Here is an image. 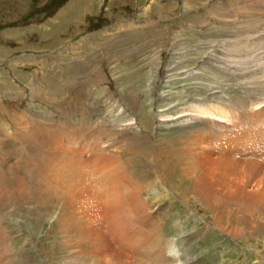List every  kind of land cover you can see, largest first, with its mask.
Returning <instances> with one entry per match:
<instances>
[{"label":"rangeland","instance_id":"374dc122","mask_svg":"<svg viewBox=\"0 0 264 264\" xmlns=\"http://www.w3.org/2000/svg\"><path fill=\"white\" fill-rule=\"evenodd\" d=\"M48 1L0 0V102L8 113L15 102L25 101L35 107L31 117L51 109L56 121L65 120L72 140L107 141L116 161L107 164L112 161L99 148L82 167L55 153L54 141L37 134L35 140L48 142L43 152L49 153V160L47 154L41 157L31 134L25 135V127L21 134L17 120L0 105V116L15 124L30 147L32 166L43 158L45 166H56L47 171L51 183L39 184L36 173L31 179L44 190L55 187L58 196V203L47 200L45 218L39 220L41 202L30 194L21 197L19 188L1 189L0 264H75L74 254L60 251V244L69 243L78 225L86 223L90 229L91 213H96L95 225L101 223L106 192L109 213L112 204L121 207L125 199L126 210L132 207L140 216L149 207V197L160 196L164 207L169 206L159 209L171 212L169 218L160 215L153 220L164 240L168 235L177 240L180 258L172 262L168 256V263L264 264V158L249 155L264 148V133L258 130L264 121L256 122L253 139L206 121L236 123L240 116H264V59L256 62V54L264 56V0ZM236 14L244 17L234 18ZM249 29L263 32L262 40L249 45ZM135 121L136 128L128 125ZM0 138L1 146L9 135ZM3 152L11 151L1 152L3 164H20L16 157L4 158ZM184 153L186 161L175 160ZM191 161H198L200 169L189 166ZM173 167L177 176L182 174L180 167H189L195 176L198 171L208 173L215 207L228 206L222 221L217 210L190 194L192 182L181 184L172 178ZM160 169L172 170L165 174ZM61 170L78 172L79 178L71 185L62 183L58 176L66 175ZM99 172L111 181L109 191ZM66 215L70 219L65 222ZM59 221L70 226L63 235L56 232ZM230 228L251 229L256 239L236 237ZM12 235L19 260L13 258ZM7 256L11 260L4 262Z\"/></svg>","mask_w":264,"mask_h":264},{"label":"bare ground","instance_id":"6f19581e","mask_svg":"<svg viewBox=\"0 0 264 264\" xmlns=\"http://www.w3.org/2000/svg\"><path fill=\"white\" fill-rule=\"evenodd\" d=\"M200 115L201 114H199L200 118L207 117V115H205V114H202V116H200ZM203 120H204V118H203ZM214 120L206 118V121L212 122L213 125L216 126V124H217L218 127L219 126H220V128L223 127L221 131H225L227 133H234V131H238V129L241 127L240 126L241 121H245L247 123V119L245 117L243 118L242 116H240V121L236 122V123H232V122L231 123H229V122L225 123L226 120H224L222 123L220 122V120H218V122H220V123H217ZM227 121H229V120H227ZM223 124H227V125H223ZM217 126H216V129H217ZM1 133H0V135H1ZM36 141L40 143V147H43V145H41L42 142H40L39 139H36ZM45 142H46V145H44V147H43L44 152H46L45 148L48 144L47 141H45ZM32 143L35 145V143L33 141H32ZM35 146L39 147L38 144H36ZM99 147L101 150H103L102 148H104V146H102V148H101V146H99ZM252 149H254V148L252 147ZM93 150L95 151V148L92 149V153L94 155ZM186 150H188V149H186ZM29 151L26 150L25 152H22V153L18 150H16L15 152L14 151L5 152V153L3 152L5 154L3 156L4 158L5 157H7V158L16 157V159H18L17 161H19L20 164L18 162H16V166H17V163L19 164L17 167L15 165L12 167H9L7 165L8 162L3 164L2 161H0V169L4 170L3 174L0 172V186H1L0 187V194L4 193L1 190L3 187L5 190L6 189L16 190V188H19V191H22V193H23V195L21 197H24V198H26V197L28 198L27 194H30L29 197H33L38 202H41V204H39V210H38L39 216L37 217L39 220H41V219L45 218L43 213L45 212V208L47 209L46 205H50L49 203H47V200H50V201L52 200L54 203H58V200L56 198L58 196H57L56 192L54 193V191H53L55 189V187H54V189H52V187L49 188V189H51L50 191H48L46 189L44 190V189H42V187L40 188L39 185H37L36 183H34L32 181L33 180V179H31L32 174H35L32 171H33V168H35L37 166H32L33 165L31 163L32 160L30 162L28 161L29 159L32 158V155H30L31 153ZM38 152H39V149H38ZM44 152H42V153H44ZM185 153L187 154V152H185ZM185 153H184L183 157L181 156L182 158L179 156H176L175 160L176 159L185 160L186 159ZM39 156L42 157V154H40ZM187 157H188V160H191L190 157L188 156V154H187ZM82 159L85 160L84 158H82ZM71 160L69 158V161L73 162V163L76 161L77 162L80 161V159H73V158H71ZM87 160H88L87 165L82 166V167L88 166V163L91 160L90 155L88 156ZM117 160L119 161L118 158H117ZM26 164L30 165L31 167L26 165ZM34 164H36V163H34ZM188 164H189V166H190V164H192L193 167L200 169L198 167V165H199L198 161L197 162L191 161ZM38 166H39V164H38ZM25 167H26V170H25ZM40 167H41V169L44 170V172L48 176H51V174L50 173L48 174L47 171L50 168L52 170L56 168V166L54 164H49V167L45 166V165H41ZM115 167H113V168H115ZM180 168L182 169V174L181 175L179 174V176H177L175 174V168L173 167V170H174L173 173H174V176H176V177H172V178H175V181H177L178 183H181V184L186 183V182H192L191 186L189 187L190 194L201 205H204L208 209H211V210H217L220 213V214L217 213L218 216H220L219 220L222 221V219L228 213V206L227 207H219V208L215 207V201H214L215 198H214V196H212L214 184H212V181L209 179L208 173L198 171V172H196L198 174H196V176H195L194 173L189 169V167H186V168L180 167ZM29 169H31V170H29ZM160 170L166 174V171H171L172 169L171 170L160 169ZM60 173L66 175V176H58L59 178L62 177V180H61L62 183H69L71 185V183L73 184V182L74 183L76 182L74 177H77L76 175L78 172H75V175H74L70 170H69V172L68 171L62 172V170H61ZM173 173L171 172V176ZM99 175H100V180L102 181V183H105L104 184L105 191H107V190L109 191L110 187H111V185H110L111 181L104 174V172H99ZM36 176H37V174H36ZM69 176H71V177L73 176V177L71 179H66V178H69ZM102 176L106 177V180H104ZM77 178H79V177H77ZM164 178H166V175H164ZM109 182H110V184H109ZM121 191H124V190H121ZM51 192H53L54 195H52L53 193H51ZM130 193H131V191H130ZM36 196H38L39 198L37 199ZM119 197H120V199H122L121 196H119ZM104 204L107 208V211H106V213L103 214L104 217L101 214V223H99V224H103V225H105V227H102L99 224L95 225L93 219L96 217V213H91L89 215L90 219H91L90 229L87 228L88 226H85L86 223L80 224V225H78V227H80V229L77 232V234H73L72 237L67 238L68 240H69V238H71L69 243L66 241L65 242L62 241L60 244V247H59L60 251H62V249H63L64 251H67V252L69 251L71 255L74 254V256L73 255L72 256L74 257L73 259H74L75 264H171V263H168V258H169L168 256L171 257L172 262H174L175 259H178V257L180 255L176 253V248H175L176 242L174 243L173 239H170V241L164 240V238L162 237V233L159 230L160 226L157 225L158 223L155 224L153 222V220L156 221L155 218H157V216L159 218L160 215H153L152 213L146 212V213H144L145 215H142L143 216L142 217V216H140V214L138 212H135L133 210L134 208L132 209V207H128V211H127L126 210L127 199L123 200L121 207L119 206V204H112L110 207V213H109L108 209H109V206L111 204V200H110L109 194H107V192H106V197H104ZM3 205L4 204L0 205V212H3V209H2ZM101 211H102V209L99 212H101ZM7 213H11V212L7 211ZM119 213L124 214V217H121ZM3 214L5 215L6 213L4 212ZM144 217H146V218H144ZM148 218H149V222L147 220ZM68 219H70L69 215H66L63 218V220H65V222ZM219 220H216V221L219 222ZM1 221L2 220L0 219V222ZM70 222H71V220H69L67 224H70L72 226V223H70ZM130 222H132V224L138 226L136 229H133V231H131V229H130V226H129ZM158 222H162V220L159 219ZM221 223H223V222H221ZM216 225H217V223H216ZM0 226H1V223H0ZM69 227L70 226L65 225L64 222L61 223L59 221L57 223L56 232L60 235H63L64 231H67V229ZM0 230H2L1 227H0ZM229 230H230V232H229L230 234H233L236 237H241L244 240H247V238L248 239H250V238L256 239L255 237L253 238V235H254L253 232L254 231H252L251 229L244 231V229H240V230L238 229L237 230L234 228H230ZM0 236H2L1 231H0ZM64 240H65V236H64ZM5 246L7 248L11 247L8 245H5ZM176 262H177V260H176ZM178 264H180V263H178Z\"/></svg>","mask_w":264,"mask_h":264}]
</instances>
